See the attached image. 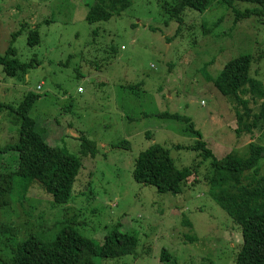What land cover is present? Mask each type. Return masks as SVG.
<instances>
[{
    "label": "rangeland",
    "instance_id": "374dc122",
    "mask_svg": "<svg viewBox=\"0 0 264 264\" xmlns=\"http://www.w3.org/2000/svg\"><path fill=\"white\" fill-rule=\"evenodd\" d=\"M132 1L120 18L89 25L96 0H0V55L20 32L14 48L18 60L29 63L15 77L0 67V146L20 135L7 107L34 92L40 96L31 112L37 130L82 163L67 205H54L36 186L0 211V264L30 234L50 241L65 226L99 245L117 229L137 235L134 256L97 258V264H165L164 249L177 264H236L243 229L213 200L212 159L194 147L202 140L223 159L248 157L251 142L264 146V131L254 139L243 132L235 100L213 83L241 55H253L250 76L263 80L264 15L240 19L258 6L216 3L204 14L186 11L179 24L176 0ZM37 29L42 43L30 47L29 34ZM166 112L191 123L160 116ZM83 138L96 143L95 158L82 156ZM154 144L171 152L178 170H195L180 195L135 182L136 162Z\"/></svg>",
    "mask_w": 264,
    "mask_h": 264
},
{
    "label": "trees",
    "instance_id": "16d2710c",
    "mask_svg": "<svg viewBox=\"0 0 264 264\" xmlns=\"http://www.w3.org/2000/svg\"><path fill=\"white\" fill-rule=\"evenodd\" d=\"M176 3L172 11L179 24H182L181 16L186 11L204 14L216 3H224L229 8H235L238 3L258 6V10L239 14L240 19L264 15V0H176ZM168 6V9L172 8ZM132 7V0H96L86 22L89 25L109 23ZM20 35V32L13 34L8 51L0 55V67H4L8 77L25 71L29 64L17 58L14 43ZM41 43L38 29L31 31L28 45L37 47ZM254 62L253 55H241L229 62L213 80L220 93L235 100L233 105L241 130L250 134L251 139L255 138V132L264 131V78L258 80L250 76ZM39 99V94L30 92L17 107H7L20 123V135L15 144L0 146V211L9 208L16 199L23 201L30 189L36 186L52 199L54 205H67L72 199L82 170L81 159L50 146L37 130V120L31 112ZM2 108L0 106V110ZM160 116L191 123L189 118L179 114L166 112ZM190 128L199 138L202 137L192 124ZM249 149L246 158L230 154L218 159L204 141H197L194 147V150L204 153V159H212L214 174L210 193L213 200L243 229L244 244L236 264H264V177L260 178L264 146L251 142ZM81 154L95 158L98 154L96 143L83 138ZM194 172L193 169L178 170L171 152L160 144H154L138 158L134 180L140 185L156 188L162 194L180 195L183 185ZM9 230L5 229V233ZM139 243L137 235L117 229L106 235L103 244L99 245L78 233L74 227L65 226L50 241L36 234L19 241L6 264H97V258L115 260L134 256ZM162 261L177 264L167 249L163 251Z\"/></svg>",
    "mask_w": 264,
    "mask_h": 264
},
{
    "label": "crops",
    "instance_id": "0c3cea01",
    "mask_svg": "<svg viewBox=\"0 0 264 264\" xmlns=\"http://www.w3.org/2000/svg\"><path fill=\"white\" fill-rule=\"evenodd\" d=\"M258 80H260V79H258Z\"/></svg>",
    "mask_w": 264,
    "mask_h": 264
}]
</instances>
